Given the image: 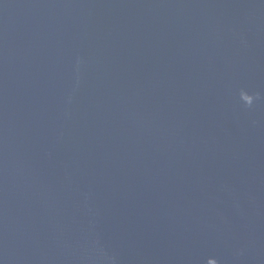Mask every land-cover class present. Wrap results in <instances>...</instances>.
Listing matches in <instances>:
<instances>
[{"label": "water", "instance_id": "water-1", "mask_svg": "<svg viewBox=\"0 0 264 264\" xmlns=\"http://www.w3.org/2000/svg\"><path fill=\"white\" fill-rule=\"evenodd\" d=\"M0 264H264V0H0Z\"/></svg>", "mask_w": 264, "mask_h": 264}]
</instances>
